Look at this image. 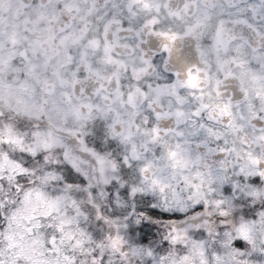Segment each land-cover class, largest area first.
I'll use <instances>...</instances> for the list:
<instances>
[{
    "label": "snow or ice",
    "instance_id": "6c2138e0",
    "mask_svg": "<svg viewBox=\"0 0 264 264\" xmlns=\"http://www.w3.org/2000/svg\"><path fill=\"white\" fill-rule=\"evenodd\" d=\"M0 264H264V0H0Z\"/></svg>",
    "mask_w": 264,
    "mask_h": 264
}]
</instances>
